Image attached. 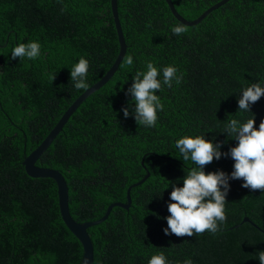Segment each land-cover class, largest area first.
Listing matches in <instances>:
<instances>
[{
  "label": "trees",
  "instance_id": "1",
  "mask_svg": "<svg viewBox=\"0 0 264 264\" xmlns=\"http://www.w3.org/2000/svg\"><path fill=\"white\" fill-rule=\"evenodd\" d=\"M216 1L171 0L187 20ZM116 12L126 45L116 70L34 162L61 173L77 222L101 217L111 202L124 203L126 188L148 173L129 189L126 209L113 206L86 228L91 264H148L161 253L166 264H260L264 190L244 188L242 179L229 180L226 220L215 234L177 237L164 229L172 185L182 187L195 167L176 141L204 136L223 142L219 150L228 153L238 144L225 131L232 119L253 118L257 130L264 120V95L249 111L238 108L247 87H264V0H226L180 35L172 32L181 23L164 0H116ZM31 42L41 46L37 58L10 59L16 46ZM117 51L109 0H0V264H79L82 248L59 216L55 182L28 176L21 162L83 91L70 78L79 59L89 62L90 86ZM150 62L160 73L155 94L163 105L151 127L137 124L126 94ZM167 66L177 69L180 83L163 84ZM233 165L222 155L203 170L230 174Z\"/></svg>",
  "mask_w": 264,
  "mask_h": 264
},
{
  "label": "clouds",
  "instance_id": "2",
  "mask_svg": "<svg viewBox=\"0 0 264 264\" xmlns=\"http://www.w3.org/2000/svg\"><path fill=\"white\" fill-rule=\"evenodd\" d=\"M186 30L183 24L172 28L175 35H180ZM40 47L37 42L21 43L12 50L10 59H35L40 55ZM125 63L131 66L132 56L126 57ZM88 70L89 62L80 58L70 72V78L75 82L76 89L88 90L89 86L85 82ZM162 71L164 85L171 87L173 80L176 83L181 82L182 77L177 76L175 67L167 66ZM159 75L157 68L150 62L147 64L146 73L137 72L132 85L127 89L126 94H131L135 103L133 116L137 124L154 126L157 110H163V105L155 94L161 89V81L157 78ZM262 95H264V87L256 83L252 84L242 92L238 100V108L249 111L250 105L256 103ZM122 111L127 118L129 108L125 107ZM254 124L255 121L251 118L243 124L232 119L226 125L227 135L238 141L228 153H221L219 150L223 142L214 144L204 136L195 138L186 136L176 141V147L183 160L191 159L195 167L183 178L182 187L172 185L170 192L172 202L167 205L170 215L166 217L165 235H168L169 231L177 237H191L205 232L215 234L226 220L225 197L229 191L230 179H242L244 188L264 190V120L259 124L258 130ZM222 155L231 157L234 161V170L230 174L219 170L206 174L203 170L204 166L212 163L214 158L219 160ZM258 259L260 264H264V251L259 252ZM148 264H166V257L162 253L154 255ZM184 264H192V261L185 260Z\"/></svg>",
  "mask_w": 264,
  "mask_h": 264
},
{
  "label": "water",
  "instance_id": "3",
  "mask_svg": "<svg viewBox=\"0 0 264 264\" xmlns=\"http://www.w3.org/2000/svg\"><path fill=\"white\" fill-rule=\"evenodd\" d=\"M170 13L172 16L181 24L190 26L194 25L197 22H199L208 12L215 9L222 3H224L226 0H218L215 3L208 6L206 9H204L197 17H195L192 20H187L183 18L173 7L171 0H164ZM109 6H110V12L111 17L114 25V30L116 34V39L118 43V51L117 54L111 63V65L108 67V69L105 71V73L93 84H91L88 87V90H83L63 111V113L59 116L55 124L52 126V128L47 132V134L43 137V139L40 141V143L33 148L28 154H26L23 157L22 160V166L25 171V173L30 177H41V178H51L56 185V195H57V206L59 211V216L65 225V227L69 230V232L79 241L81 248H82V254L79 261V264H91L92 263V245L91 241L89 239V236L86 232V228L100 223L103 221L110 209L113 206H118L121 208H127L129 205V189L135 185L140 184L148 175L146 172L144 176L130 184L126 190H125V202H111L109 203L104 213L101 217L95 219V220H89V221H83V222H77L75 221L69 214L68 211V205H67V187L65 180L60 172H58L56 169L50 168V167H39L34 164L37 157L46 149V147L50 144L52 139L55 137V135L60 131L63 124L66 122L69 115L75 110V108L93 91L98 89L100 86H102L113 74V72L116 70L121 58L123 57L124 51H125V43L122 37L119 21L117 18V12H116V0H109ZM242 221H248L247 217H243ZM251 223V222H250ZM254 227L258 228L256 225L251 223ZM261 230L260 228H258ZM262 231V230H261Z\"/></svg>",
  "mask_w": 264,
  "mask_h": 264
}]
</instances>
